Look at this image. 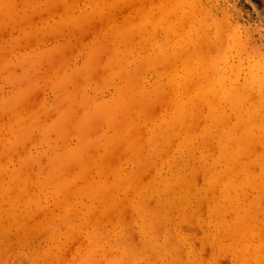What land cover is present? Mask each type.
<instances>
[{
    "label": "rangeland",
    "instance_id": "obj_1",
    "mask_svg": "<svg viewBox=\"0 0 264 264\" xmlns=\"http://www.w3.org/2000/svg\"><path fill=\"white\" fill-rule=\"evenodd\" d=\"M262 26L264 0H0V264H264Z\"/></svg>",
    "mask_w": 264,
    "mask_h": 264
},
{
    "label": "bare ground",
    "instance_id": "obj_2",
    "mask_svg": "<svg viewBox=\"0 0 264 264\" xmlns=\"http://www.w3.org/2000/svg\"><path fill=\"white\" fill-rule=\"evenodd\" d=\"M183 56H184V55H183ZM177 57H178V56H177ZM236 98H237V97H236ZM211 106H212V105H211ZM212 107H213V106H212ZM263 109H264V108H263ZM258 111H259V110H258ZM261 112H262V111H261ZM242 116L244 117L243 114H242ZM240 117H241V116H240ZM245 118H246V116L244 117V119H245ZM244 119H243V120H244ZM258 119H259V118H258ZM226 121H227V120H226ZM240 121H242V120H240ZM250 121H251V120H250ZM250 121H249V122H250ZM222 122H223V120H222ZM243 123H244V122H243ZM243 123H242V124H243ZM240 124H241V123H240ZM246 129H247V128H246ZM247 131H249V130L247 129ZM246 134H247V133H246ZM248 134H249V132H248ZM241 136H243V135H241ZM230 138L232 139L233 137H230ZM237 138H239V137H237ZM237 138H236V139H237ZM243 138H244V137H243ZM227 139H228V138H227ZM234 139H235V137H234ZM239 139H240V138H239ZM247 139H248V138H247ZM247 139H246V140H247ZM240 140H241V139H240ZM243 140H245V139H243ZM243 140H242V141H243ZM246 140H245V141H246ZM233 141H234V140H233ZM238 141H239V140H238ZM251 141H252V140H250V142H251ZM224 142H225V141H224ZM226 142H228V141H226ZM235 142H236V141H235ZM236 143H238V142H236ZM247 143H248V140H247ZM251 143H253V142H251ZM229 145H230V144H229ZM225 146H226V143H225ZM234 146H235V145H234ZM223 147H224V146H223ZM230 147H231V146H230ZM228 149H229V147H228ZM234 149H235V148H234ZM232 151H233V150H232ZM232 151L230 150V153H233ZM239 151H241V150H239ZM255 151H256V150H255ZM236 152H238V151H236ZM236 152H235V153H236ZM242 152H243V151H242ZM235 153H234V155H235ZM230 156H231V155H230ZM241 163H242V162H241ZM224 170H225V169H224ZM226 170H228V168H226ZM226 170H225V171H226ZM222 171H223V170H222ZM225 171H224V172H225ZM217 173H218V172H217ZM226 173H227V171H226ZM230 173H232V172H230ZM230 173H229V174H230ZM215 174H216V173H215ZM224 174H225V173H224ZM227 174H228V173H227ZM229 174H228V175H229ZM214 176H215V175H214ZM220 176L223 177V174L220 173ZM220 176H218V177H220ZM225 177H226V175H225ZM229 177H230V175H229ZM229 177H228V178H229ZM215 178H216V176H215ZM217 179H218V178H217ZM219 179H220V178H219ZM249 179H250V178H249ZM178 180H179V179H178ZM213 180H214V179H213ZM220 180H221V179H220ZM226 182H227V179H226L225 183H226ZM229 182H230V181H229ZM225 183H224V184H225ZM222 184H223V183H222ZM179 185H180V184H179ZM233 185H234V184H233ZM228 188H229V187H228ZM234 188H235V187H233V189H234ZM226 195H227V193H226ZM234 202H236V201H234ZM228 206H229V205H228ZM239 210H240V209H239ZM243 214H244V213H243ZM244 215H247V214H244ZM240 216H241V215H240ZM252 216H253V215H252ZM243 217H244V216H243ZM253 218H254V217H253ZM239 219L241 220V218H239ZM239 219H238V221H240ZM244 219H248V218H246V216H245V218H243V220H244ZM248 220H249V219H248ZM235 222H236V221H235ZM238 223H239V222H237V224H238ZM240 223H241V222H240ZM244 223H247V221H245ZM233 224H234V223H233ZM248 224H249V223H248ZM244 225H245V224H243V225L241 226L242 229H244L245 227H247V226L243 227ZM246 225H247V224H246ZM234 226H235V224H234ZM238 226H239V224H238ZM222 228H223V227H222ZM236 228H237V230L240 229L239 227H236ZM246 229H248V227H247ZM239 231H240V230H239ZM242 231H243V230H242ZM242 231H240V232H242ZM252 232H253V231H252ZM237 234H238V233H237ZM239 234H240V233H239ZM248 234H249V233H248ZM245 235L247 236V234H245ZM246 236H245V237H246ZM248 236H249V235H248ZM248 236H247V237H248ZM258 237H259V236H258ZM248 250H249V249H248ZM255 250H256V249H255ZM258 251H259V250H258ZM242 253H243V252H242ZM241 256H242V255H241ZM258 257H259V256H258ZM240 258H241V257H240ZM258 259H259V258H258ZM256 260H257V259H256Z\"/></svg>",
    "mask_w": 264,
    "mask_h": 264
},
{
    "label": "clouds",
    "instance_id": "obj_3",
    "mask_svg": "<svg viewBox=\"0 0 264 264\" xmlns=\"http://www.w3.org/2000/svg\"><path fill=\"white\" fill-rule=\"evenodd\" d=\"M258 32H264V26L257 29ZM261 56L257 57L258 60L264 61V49H261Z\"/></svg>",
    "mask_w": 264,
    "mask_h": 264
},
{
    "label": "flooded vegetation",
    "instance_id": "obj_4",
    "mask_svg": "<svg viewBox=\"0 0 264 264\" xmlns=\"http://www.w3.org/2000/svg\"><path fill=\"white\" fill-rule=\"evenodd\" d=\"M255 1H259V0H255Z\"/></svg>",
    "mask_w": 264,
    "mask_h": 264
}]
</instances>
